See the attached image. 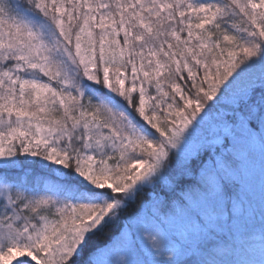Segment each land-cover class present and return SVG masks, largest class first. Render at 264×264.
<instances>
[{
  "label": "snow or ice",
  "instance_id": "obj_1",
  "mask_svg": "<svg viewBox=\"0 0 264 264\" xmlns=\"http://www.w3.org/2000/svg\"><path fill=\"white\" fill-rule=\"evenodd\" d=\"M242 140L264 0H0V264H244Z\"/></svg>",
  "mask_w": 264,
  "mask_h": 264
},
{
  "label": "rangeland",
  "instance_id": "obj_2",
  "mask_svg": "<svg viewBox=\"0 0 264 264\" xmlns=\"http://www.w3.org/2000/svg\"><path fill=\"white\" fill-rule=\"evenodd\" d=\"M243 162L240 165L239 173L236 176L241 185V199L246 208L254 214H260L264 208V155L261 154L258 143L249 144L241 141L239 145ZM176 235L181 236L193 231L186 220L178 219L175 225ZM118 250L111 253H101L98 260L103 264L106 260H115Z\"/></svg>",
  "mask_w": 264,
  "mask_h": 264
},
{
  "label": "trees",
  "instance_id": "obj_3",
  "mask_svg": "<svg viewBox=\"0 0 264 264\" xmlns=\"http://www.w3.org/2000/svg\"><path fill=\"white\" fill-rule=\"evenodd\" d=\"M264 210V208H263ZM261 219L260 214H254V220L250 223H254L257 227ZM110 232L106 231V234L97 237V242L103 243L107 235H110ZM234 251L231 255L224 257L223 259L231 261H243L244 264H261V261H264V248L261 247L259 243H256L252 248H248L247 244L244 241L237 239L235 242ZM219 258V257H218Z\"/></svg>",
  "mask_w": 264,
  "mask_h": 264
}]
</instances>
